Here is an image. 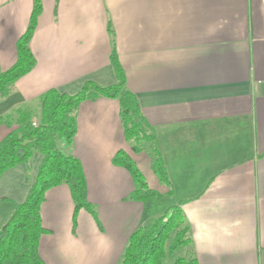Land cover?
<instances>
[{
  "label": "crops",
  "instance_id": "0c3cea01",
  "mask_svg": "<svg viewBox=\"0 0 264 264\" xmlns=\"http://www.w3.org/2000/svg\"><path fill=\"white\" fill-rule=\"evenodd\" d=\"M32 5L0 0L1 71L15 63ZM41 6L30 41L35 66L0 103V118L14 122V111L23 109L37 119L48 90L74 95L87 82L114 85V50L169 181L166 187L154 175L150 144L134 153L125 142L116 99L82 102L74 138L60 149L79 161L96 218L82 210L73 225L68 188L50 189L40 206L43 262L119 264L131 234L177 206L190 244L163 264L187 255L198 264H264V0H41ZM8 131L0 124V140ZM118 151L157 193L156 205L130 199L133 180L112 163ZM42 159L35 153L6 171L0 199L21 204Z\"/></svg>",
  "mask_w": 264,
  "mask_h": 264
},
{
  "label": "trees",
  "instance_id": "16d2710c",
  "mask_svg": "<svg viewBox=\"0 0 264 264\" xmlns=\"http://www.w3.org/2000/svg\"><path fill=\"white\" fill-rule=\"evenodd\" d=\"M41 9V0H33L28 26L15 45V63L6 71L0 70V103L13 93L16 82L35 66L30 41ZM109 61L116 78L114 85L99 87L87 82L74 95L48 90L39 97L37 119L23 109L14 111V122L10 115L0 118V124L9 130L0 140V177L6 171L27 163L35 153L43 157L35 181L21 204L0 199V203L12 206V216L0 227V264H45L39 255V241L46 233L41 223L40 206L50 189L61 185L68 188L73 203V225L77 213L82 210L96 218L94 207L87 199L86 182L79 161L63 154L57 147L59 139H64L65 145L71 144L76 133V111L86 100L108 98L118 101L125 142L134 153L141 152L144 143L151 145L152 171L160 184L169 187L162 157L152 146L154 137L150 126L136 97L125 88L124 71L114 50ZM112 163L131 176L134 183L131 200L157 204V193L148 188L135 163L125 152L118 151ZM189 244L188 228L181 209L177 206L167 207L162 216L131 234L119 264H163L167 254H173ZM174 264L198 263L195 257L187 255L177 258Z\"/></svg>",
  "mask_w": 264,
  "mask_h": 264
},
{
  "label": "rangeland",
  "instance_id": "374dc122",
  "mask_svg": "<svg viewBox=\"0 0 264 264\" xmlns=\"http://www.w3.org/2000/svg\"><path fill=\"white\" fill-rule=\"evenodd\" d=\"M64 144H65V140L64 139H59L58 141H57V147L60 149H63V146H64ZM143 147H145V146H143ZM60 149V150H61ZM140 172V171H139ZM143 179H144V177H143ZM144 181L146 182V180L144 179ZM12 216V213H11V211H10V209H9V206H8V204H4V203H0V227L4 224V223H6L8 220H9V218ZM177 253V254H176ZM175 253V256L174 257H178L179 255H180V252H176Z\"/></svg>",
  "mask_w": 264,
  "mask_h": 264
},
{
  "label": "built area",
  "instance_id": "2783aa9c",
  "mask_svg": "<svg viewBox=\"0 0 264 264\" xmlns=\"http://www.w3.org/2000/svg\"><path fill=\"white\" fill-rule=\"evenodd\" d=\"M35 125V124H34Z\"/></svg>",
  "mask_w": 264,
  "mask_h": 264
}]
</instances>
